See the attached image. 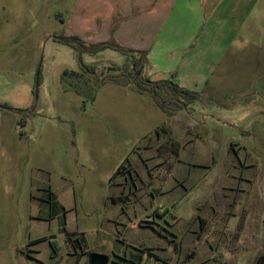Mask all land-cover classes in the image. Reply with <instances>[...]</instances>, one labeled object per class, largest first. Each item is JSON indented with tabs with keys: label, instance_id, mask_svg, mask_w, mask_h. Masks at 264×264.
I'll return each mask as SVG.
<instances>
[{
	"label": "rangeland",
	"instance_id": "rangeland-1",
	"mask_svg": "<svg viewBox=\"0 0 264 264\" xmlns=\"http://www.w3.org/2000/svg\"><path fill=\"white\" fill-rule=\"evenodd\" d=\"M78 3L0 0V249L17 264L21 252L47 264H90L92 252L106 264L213 263L228 257L223 216L242 242L237 263L252 264L264 250L262 83L190 89L196 100L165 111L123 69L144 65L138 53H84L86 71L56 39Z\"/></svg>",
	"mask_w": 264,
	"mask_h": 264
},
{
	"label": "crops",
	"instance_id": "crops-1",
	"mask_svg": "<svg viewBox=\"0 0 264 264\" xmlns=\"http://www.w3.org/2000/svg\"><path fill=\"white\" fill-rule=\"evenodd\" d=\"M207 2L79 0L64 34L79 36L87 45L113 40L146 52L144 71L152 80L170 79L189 90L211 86L235 91L260 82L264 91V0H214L209 9ZM85 56L91 57L84 55V62ZM58 174L70 180L68 174ZM218 219V244L226 246L228 257L205 264H238L241 239L234 235L237 230L227 237L226 217ZM12 250L0 249V264H17ZM263 254L264 250L252 256V264ZM20 255L21 264H47Z\"/></svg>",
	"mask_w": 264,
	"mask_h": 264
},
{
	"label": "trees",
	"instance_id": "trees-1",
	"mask_svg": "<svg viewBox=\"0 0 264 264\" xmlns=\"http://www.w3.org/2000/svg\"><path fill=\"white\" fill-rule=\"evenodd\" d=\"M56 39L59 42L70 45L77 50L80 59V64L83 68L82 70L86 71L91 70L94 72L95 68L94 66L85 64L82 61V55L84 53H98L108 48L117 50L125 55H134L138 53L139 58L143 60L144 65L136 69L137 64L133 65L132 68H130L129 64H125L123 69L126 70L125 73L128 75L127 77L130 78V80L133 82L135 89L140 93L150 94L157 103V105L165 111H168V105H173L180 108L185 106L186 102H192L198 98V95L195 92L187 88L181 87L179 84L170 79L152 80L149 76L145 75L144 67L147 62L146 52H138L131 48L122 46L121 44L113 40L87 45L82 38L75 35L67 36L65 34H60L56 36ZM82 70H66L64 72V76L67 79V77L70 78L71 76L79 75ZM133 80H135V83ZM67 82L69 87L73 88L76 91H80L71 82ZM121 83L123 82L121 81ZM165 91H167V93L170 92L173 95H171L170 98L161 96V93L163 94V92ZM90 97L95 98L93 94H91ZM257 264H264V254L258 259Z\"/></svg>",
	"mask_w": 264,
	"mask_h": 264
},
{
	"label": "water",
	"instance_id": "water-1",
	"mask_svg": "<svg viewBox=\"0 0 264 264\" xmlns=\"http://www.w3.org/2000/svg\"><path fill=\"white\" fill-rule=\"evenodd\" d=\"M108 260H109L108 256L98 252H92L89 254L90 264H106Z\"/></svg>",
	"mask_w": 264,
	"mask_h": 264
}]
</instances>
